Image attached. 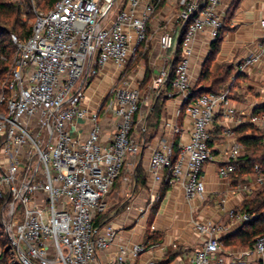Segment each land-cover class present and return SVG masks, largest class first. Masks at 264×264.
I'll return each mask as SVG.
<instances>
[{"label":"built area","instance_id":"1","mask_svg":"<svg viewBox=\"0 0 264 264\" xmlns=\"http://www.w3.org/2000/svg\"><path fill=\"white\" fill-rule=\"evenodd\" d=\"M162 1L60 0L48 12L34 9L36 19L27 41L11 35L15 56L7 77L0 74V202L9 211L5 234L19 264H104L102 255L116 242L119 233L114 225L96 227L95 221L107 210L129 160L140 152L134 132L142 95L139 87L127 83L112 90L109 110L118 122L108 144L101 140L98 113H90L84 100L90 80L106 65L122 68L135 59ZM220 5L221 0H189L179 13L183 25L192 19L173 82L174 92L185 101L194 88V40L204 31L212 42L220 37L224 28ZM261 28L259 52L245 59L240 73L264 58V19ZM168 75L161 71L155 78L154 93ZM230 93L229 88L206 93L188 104L186 113L193 125L190 141L181 147L175 163L173 145L167 140L151 153L154 180L163 181V173L169 171L171 183L183 190L189 202L206 195L202 171L214 159L211 125L219 113L227 119L235 117ZM79 120L93 125L85 139L72 132ZM250 122L264 132V114L252 115ZM243 149L239 143L233 146L229 161L219 166L220 178L236 172L235 161ZM256 171L258 185L264 186L261 168ZM221 210L231 219L237 216L235 209L226 208V200L221 201ZM239 219L245 223L253 217L242 213ZM195 228L206 239L183 264H227L221 257L222 226L207 220L196 222ZM145 252L143 243L122 245L107 264H138ZM254 254L264 257V235L243 257Z\"/></svg>","mask_w":264,"mask_h":264},{"label":"crops","instance_id":"2","mask_svg":"<svg viewBox=\"0 0 264 264\" xmlns=\"http://www.w3.org/2000/svg\"><path fill=\"white\" fill-rule=\"evenodd\" d=\"M188 1L163 0L148 24V40L137 49L136 63L130 62L122 68L109 63L90 80L86 90L84 104L90 113H98L101 140L105 144L112 140L118 122L109 110L112 90L127 83L139 87L142 95V108L134 132L141 148L139 154L129 160L108 200V221L119 235L109 251L102 255L104 264L116 256L122 245L134 243L146 245V252L136 261L138 264L186 263L206 239L196 230L195 223L207 220L223 228L219 234L223 246L221 257L227 264L264 262V257L257 254L244 258L243 252L248 249L225 247L222 242L241 230L244 223L239 216L245 203L264 186L258 185L255 173L241 175L235 172L228 179L219 176V166L229 161L233 146L243 145V137L251 136L255 129L260 130L250 119L252 115L264 114V58L243 73L238 72V68L247 57L259 52L264 0H221L219 10L225 32L213 58L209 59L213 42L208 31L199 33L193 43V86L217 91L229 88L236 109L233 119L219 113L211 125L210 148L214 159L202 171L207 189L205 197L189 202L183 190L171 183L169 171L163 173L161 182L155 181L150 172L151 153L161 140H167L173 146L178 141L175 148L178 153L190 141L193 125L186 113L187 101L165 85L157 93L152 91L155 78L161 71L170 73L177 58L183 28L179 13ZM163 39H166V45H163ZM204 68L209 71L208 78L202 76ZM221 73L227 75V79L213 85L212 77ZM157 103L161 105L158 122L154 115ZM92 128L89 120H79L72 132L85 139ZM244 151L245 147L242 154ZM240 186H247V189H240ZM222 200H226L228 210L237 211L235 219L221 210Z\"/></svg>","mask_w":264,"mask_h":264},{"label":"trees","instance_id":"3","mask_svg":"<svg viewBox=\"0 0 264 264\" xmlns=\"http://www.w3.org/2000/svg\"><path fill=\"white\" fill-rule=\"evenodd\" d=\"M58 1L60 0H20V4H25L28 10L26 16H31L33 19L32 25L29 26L26 23H23L22 21V17L24 14L22 12L20 4L15 3L12 5L11 3L1 2L0 0V56L6 58L5 60H3L0 57V74L4 78L7 77L13 63L14 53L12 54V49L16 52V48L11 40V35L15 34L22 41H27L32 34L33 25L36 19L34 9L36 8L40 11L48 12L56 5ZM191 22L192 19H190L185 25H183L180 36V42L177 50V58L164 84L165 86H167L168 89H173V82L176 75L177 64L181 58L180 56L182 52V42L185 38L187 28ZM224 30L225 26L221 32L220 37L212 43V54L210 55L209 59L213 58L218 53L221 41L224 37ZM202 76L208 78L209 71L204 68ZM227 77L228 76L224 75V73L215 75L212 77L214 80L212 84L215 85L217 82H223L227 79ZM219 92H221V90H204L196 89L194 87L192 97L189 101H187V106L189 103L195 101L198 97L202 96L203 94ZM160 112L161 105L157 103L154 108V115L157 118V122L159 120ZM155 127L156 124L153 125V128ZM2 143L3 138L0 136V147ZM242 143L245 147V151L244 154H242L241 157L237 161H235V164L237 166L236 173H241V175L245 173L257 174L256 169L257 167H259L261 168L262 173L264 174V132L255 129L253 130V134L251 136L243 137ZM177 145L178 141H175L172 156L173 163L177 161L179 155L178 152H175V148ZM3 209L4 203L0 202V215ZM241 212L252 216L253 219L251 221L245 222L241 230L223 239L222 242L225 247L239 246L246 249H251L255 245L257 239L264 235V187L255 194L251 201L245 203ZM108 220V212L106 210L105 213L98 216L95 221V225L96 227H98L110 223ZM3 224L4 223L1 221L0 218V264H19L15 256L14 249L12 248L10 242L6 237L5 228Z\"/></svg>","mask_w":264,"mask_h":264},{"label":"rangeland","instance_id":"4","mask_svg":"<svg viewBox=\"0 0 264 264\" xmlns=\"http://www.w3.org/2000/svg\"><path fill=\"white\" fill-rule=\"evenodd\" d=\"M1 2H6V3H11L12 5L13 4H20L21 2H20V0L18 1V2H11V0H1ZM21 5V8H22V12H23V17H22V21H23V23H26L27 25H29V26H31L32 25V23H33V19H32V17L31 16H26L27 15V13H28V10H27V8H26V5L25 4H20ZM14 53V56H15V51H13V49H12V54ZM12 57H13V55H12ZM11 59V58H10ZM136 63V62H134V60H132L131 61V63ZM0 218H1V221L4 223L3 224V226L5 225V223L7 222V220L9 219V211H8V209H3L2 210V212H1V215H0ZM0 252H1V250H0Z\"/></svg>","mask_w":264,"mask_h":264}]
</instances>
